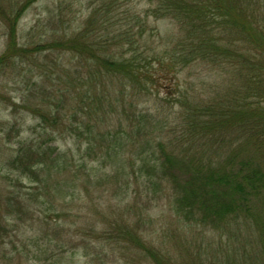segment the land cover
<instances>
[{
    "label": "trees",
    "instance_id": "16d2710c",
    "mask_svg": "<svg viewBox=\"0 0 264 264\" xmlns=\"http://www.w3.org/2000/svg\"><path fill=\"white\" fill-rule=\"evenodd\" d=\"M150 1L154 17L179 30L160 50L148 40L149 16H131L123 25L118 1L101 0L82 27L54 31L31 49L16 43L18 21L14 25L0 75L14 80L24 63L40 70L45 54L52 79L27 86L22 97L40 131L10 150L12 174L0 186V206L11 217L29 212L63 187L74 200L78 172L88 166L79 161L88 157L100 167L84 173L86 193L91 185H112L116 194L143 191L156 200L168 189L176 223L160 242L128 227L122 239L107 231L97 239L140 252L150 264H264V2ZM198 64L228 71L235 82L230 93L179 88L181 72ZM152 96L177 109L176 117L142 106L141 98ZM58 135L85 146L80 171L72 170L78 169L74 156L48 144ZM71 171L72 178H63ZM24 178L37 188L19 193Z\"/></svg>",
    "mask_w": 264,
    "mask_h": 264
},
{
    "label": "rangeland",
    "instance_id": "374dc122",
    "mask_svg": "<svg viewBox=\"0 0 264 264\" xmlns=\"http://www.w3.org/2000/svg\"><path fill=\"white\" fill-rule=\"evenodd\" d=\"M104 1H118L115 13L118 19L123 18V25L128 22L124 21L126 18L135 15L144 18L148 15V24L153 29L147 34L151 36L153 33V37L148 40L159 50L162 45L168 46L167 40L179 33L176 24L171 20H157L154 17L151 12L154 5L150 0ZM101 3V0H0V57L11 43L10 32L15 29L17 21L16 43L31 49L40 44L41 40H46L54 31L62 34L65 32L63 30L82 27L91 10ZM54 18L56 22L64 20L65 24L55 23ZM33 56L37 57L35 54ZM40 61L44 65L40 70L26 63L18 65L24 73L14 80L0 75V186L7 183L4 177L12 174L7 163L10 150L18 147L19 140L34 138L40 131L37 117L22 105L27 86L36 83L39 87L50 85L52 78L45 73H50L52 64L46 61L45 54L40 56ZM66 61L68 63V59ZM62 70L61 67L58 71ZM180 79L179 88L191 85L193 93L204 96H212L216 92L230 93V88L235 85L228 71L210 64L190 66L181 72ZM159 96L165 97L164 92L161 91ZM140 103L153 112L162 110L160 114L163 116L169 115L171 119L176 117L177 109L162 105L154 96L143 97ZM31 104L34 106L35 102L31 101ZM14 123L17 124V130H9ZM49 139L50 137L49 145L67 152L69 157H75L78 169L72 170L80 171L78 161L84 156L85 146H81L76 138L66 135H58L52 142ZM82 162H86L88 166L78 172L74 200L69 199L73 193L66 191L63 184V188L59 189L63 193L51 195L53 199L46 198L45 204L42 203L45 198L41 197L35 206H29V212H17L11 217L7 215L5 206H0V224L7 226V229H0V264H150L140 252L120 249V246L109 245L97 238L102 236L100 234L103 231L113 234V238L126 237L124 233L128 227L148 233V240L160 242L164 231L173 230L176 224L170 206L172 193L166 189L164 195L152 200L143 191L136 194L130 190L125 196L124 193L116 194V186L112 185L101 189L91 185V193H86L81 187V183L87 179L84 173H93L100 165L88 157L79 161ZM73 171L63 178H72L75 175ZM12 177L18 175L13 173ZM21 182L18 190L21 194L37 188L36 184H30V179L24 178ZM2 191L0 188V192ZM91 198H94V204ZM145 218L150 223L139 226V222Z\"/></svg>",
    "mask_w": 264,
    "mask_h": 264
}]
</instances>
